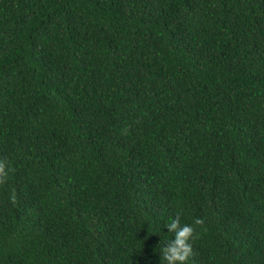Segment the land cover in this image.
Returning a JSON list of instances; mask_svg holds the SVG:
<instances>
[{"label":"trees","instance_id":"trees-1","mask_svg":"<svg viewBox=\"0 0 264 264\" xmlns=\"http://www.w3.org/2000/svg\"><path fill=\"white\" fill-rule=\"evenodd\" d=\"M0 162V264H264V0H0Z\"/></svg>","mask_w":264,"mask_h":264},{"label":"clouds","instance_id":"clouds-1","mask_svg":"<svg viewBox=\"0 0 264 264\" xmlns=\"http://www.w3.org/2000/svg\"><path fill=\"white\" fill-rule=\"evenodd\" d=\"M4 165L0 162V172ZM194 223H203L201 218H196ZM168 232L172 233L169 241L161 247L160 259L163 264H187L192 253L190 240L193 236L194 227L190 223H181L179 216L169 217L165 223Z\"/></svg>","mask_w":264,"mask_h":264}]
</instances>
